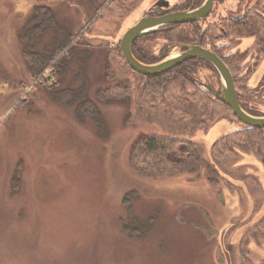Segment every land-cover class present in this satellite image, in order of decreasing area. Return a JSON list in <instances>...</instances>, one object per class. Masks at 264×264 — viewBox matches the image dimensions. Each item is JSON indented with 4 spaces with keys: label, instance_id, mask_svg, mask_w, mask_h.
<instances>
[{
    "label": "rangeland",
    "instance_id": "374dc122",
    "mask_svg": "<svg viewBox=\"0 0 264 264\" xmlns=\"http://www.w3.org/2000/svg\"><path fill=\"white\" fill-rule=\"evenodd\" d=\"M100 1L0 0V264H226V257L240 264L247 250L254 254L250 263L264 264V231L252 228L264 218L259 152L234 147L212 162L217 176L205 165L197 173L153 179L132 169L130 146L141 135L193 140L210 164L211 145L243 123L224 111L201 126L199 106L188 100L191 88L184 89L189 98L182 96L183 85L150 108V92L114 48L156 0H140L123 18L96 16L93 5ZM185 2L168 0L172 11L184 10ZM37 6L54 15L41 36L32 34ZM253 9L264 11V0H217L205 23ZM68 35L74 56L60 84L55 87L50 70L40 82L24 51L48 54ZM161 36H148L142 50L170 54L171 42ZM226 45L239 54L246 88L256 90L244 98L263 114L260 46L253 37ZM118 81L128 83L127 99L97 101V90ZM66 88L82 90L83 97L62 102L56 95ZM84 98L97 104L101 125L77 117ZM130 192L135 197L125 204ZM125 225L145 232L128 234Z\"/></svg>",
    "mask_w": 264,
    "mask_h": 264
},
{
    "label": "trees",
    "instance_id": "16d2710c",
    "mask_svg": "<svg viewBox=\"0 0 264 264\" xmlns=\"http://www.w3.org/2000/svg\"><path fill=\"white\" fill-rule=\"evenodd\" d=\"M139 2L140 0H101L93 5V10L96 16L115 12L120 18H123L134 10ZM166 11H172V9H166ZM33 13L34 31L32 34L41 36L53 24V11L47 6H37ZM156 34H162L161 38L163 37L171 43H200L203 46H208L218 56L229 53L227 45L217 47V41L220 39H227L229 42L234 37H254L256 43L260 46L259 53L263 54L264 11L248 10L241 16L221 19L218 24H212L206 28H203L199 22H189L172 25L157 32L143 35L136 39L131 47V52L136 59L144 63H154L159 59L158 54L150 52L148 55L147 52L141 50V45L147 41L148 36L151 37ZM73 41L74 36L68 35L62 43L54 47L48 54L36 53L26 49L23 57L27 67L35 77H38L40 82L43 79V72L50 70L55 87L58 86L60 84L59 79L66 72L74 56ZM114 51L120 56L117 47L114 48ZM221 59L232 74L237 100L241 108L251 115L264 116V113L261 115L256 114L253 106H250V102L246 100L248 97H254L256 90L247 89L245 86L246 79L243 78V75H238L239 54L229 53L227 57H222ZM210 68L212 69L202 59H191L153 76L140 75L136 72L133 73L139 77L143 89H148V92H150V100L153 102L150 104V108H153V110L156 109V103L161 101L162 104L165 98L167 96L169 97L172 86L183 85L184 88L181 93L183 97L186 96L187 98L189 97L184 93V89L185 87L191 88V97L188 100L197 102L201 117L200 125L203 126L213 123L215 121L214 118L218 117V112L230 111L229 107L219 96L212 94L200 83V81L208 76L206 71ZM47 87L49 88V86ZM49 89L53 88L50 86ZM81 91L76 92L71 88H66L56 96L64 103H71V100L74 98L83 97V92ZM128 91V83L126 81H118L112 86L97 90L95 96L97 101L110 102L113 100L127 99ZM76 115L81 120L88 117L100 125L102 124L97 110V104L95 101L87 98L81 100V103L77 105ZM201 146L193 140L184 138L155 134L141 135L130 146L129 161L132 169L143 178L153 179L168 177L178 173H197L203 165L208 168L207 172L210 175L217 176L218 174L212 162L218 160L220 156H224L223 154L225 153H233L234 147H243L248 148L247 150H255L260 153L264 170V128L243 124V128L222 135L211 145L210 157L212 161L210 164L204 161L202 157L203 148ZM213 181L215 180L213 179ZM18 184L19 177L15 174L12 177V188L16 189ZM134 197L135 193L130 192L124 197L123 202L128 204ZM123 228L128 234L144 231L138 227L133 228L126 225Z\"/></svg>",
    "mask_w": 264,
    "mask_h": 264
},
{
    "label": "water",
    "instance_id": "95a60500",
    "mask_svg": "<svg viewBox=\"0 0 264 264\" xmlns=\"http://www.w3.org/2000/svg\"><path fill=\"white\" fill-rule=\"evenodd\" d=\"M164 1L167 0H157L153 6H161ZM212 4L213 0H205L199 7L194 9L175 10L157 15H144L125 30L116 47H118L128 67L140 75H157L178 66L188 59L200 58L207 61L216 69L220 77L219 97L229 107L232 115L245 125L264 128V116L251 115L241 108L229 69L211 51L199 45L171 43L172 52L154 63L141 62L131 52V46L137 38L172 25L198 21L210 12ZM167 6L168 2L163 4V7L167 8ZM226 264H230L228 257H226Z\"/></svg>",
    "mask_w": 264,
    "mask_h": 264
},
{
    "label": "flooded vegetation",
    "instance_id": "af4514ba",
    "mask_svg": "<svg viewBox=\"0 0 264 264\" xmlns=\"http://www.w3.org/2000/svg\"><path fill=\"white\" fill-rule=\"evenodd\" d=\"M157 1V0H156ZM155 1V2H156ZM205 0H186V7L184 8V9H194V8H197V7H199L203 2H204ZM217 0H213V4H212V7H211V10H210V12L204 17V18H202V19H200V20H198V21H194V22H199L200 24H202V23H205V20L206 19H208V17L212 14V12H213V7H214V4H215V2H216ZM166 2H168V0L167 1H164V2H162V5L161 6H152L147 12H146V14L145 15H147V14H155V15H157V14H164V13H166L167 11H166V9L167 10H169L170 8H169V4H168V6H167V8L166 7H163V4L164 3H166ZM168 12H170V11H168ZM229 17H234V14L233 15H226V16H221V18L220 19H218V18H215L214 20H212V21H210V22H208V23H205V27L204 28H206L207 26H210V25H212V24H218L219 22H220V20L222 19H224V18H229ZM221 29H222V27H220ZM236 38H239V41L242 39V38H245V37H236ZM254 38V37H253ZM138 39V38H137ZM255 39V38H254ZM169 42V41H168ZM226 43H227V39H220L219 41H217V47L219 46H225L226 45ZM168 44V43H167ZM171 43H169V45H170ZM183 44H187V43H183ZM167 46V50H166V52L168 53L169 51H170V49H169V47H171V46ZM189 45H199V46H201L202 48H204V49H207V50H209V51H211L212 53H214L216 56H218L215 52H213L208 46H203V45H201L200 43L199 44H189ZM210 46V45H209ZM132 47V46H131ZM142 47V46H141ZM141 50H142V48H141ZM142 51H145L146 52V50H142ZM230 53V52H229ZM229 53H227V55H224V54H222V55H220V56H218L220 59L222 58V57H227L228 56V54ZM234 53H237V52H234ZM230 54H233V53H230ZM264 55V53L262 54V53H257V56H256V59H258V58H261V56H263ZM158 56H159V59L157 60V61H159V60H161L162 58H164L165 56H166V54L164 55V54H162L161 52H159V54H158ZM193 59H200V58H193ZM188 60H191V59H188ZM203 60V59H202ZM222 60V59H221ZM156 61V62H157ZM187 61V60H186ZM203 61H205V60H203ZM185 62V61H184ZM205 62H207V61H205ZM183 63V62H182ZM208 63V62H207ZM224 63V62H223ZM256 63H257V61H256ZM211 67H212V69H213V71L216 73H214L213 71H212V69L210 68V69H208L206 72H207V77H205V79L204 80H202V81H200V83L204 86V88L205 89H207L208 91H210L212 94H214V95H217V96H219V92H220V77H219V75H218V73H217V71H216V69L210 64V63H208ZM228 68V67H227ZM229 69V68H228ZM230 71V70H229ZM231 73V72H230ZM231 76H232V74H231ZM233 78V77H232ZM234 82V81H233ZM235 87V86H234ZM213 91H214V93H213ZM237 95V94H236ZM221 99V98H220ZM239 121V120H238ZM232 225H233V223H232ZM231 225V227H233ZM252 228L254 229V231L255 232H258V230H259V233H262V231H264V218H259V220L256 222V223H253V225H252ZM253 241H255L254 239H253ZM256 243H257V241H255ZM258 244V243H257ZM260 246V245H259ZM262 247H264V244H262ZM248 251V253L249 254H244V260H243V262L242 263H240V264H252V263H250V257H254V254H250V251L249 250H247ZM241 260H242V258H240ZM230 264H233V260L231 259V262H230ZM258 264H263V263H258Z\"/></svg>",
    "mask_w": 264,
    "mask_h": 264
}]
</instances>
